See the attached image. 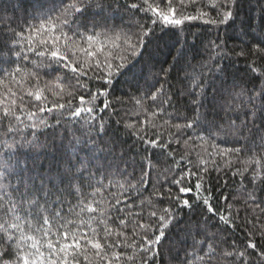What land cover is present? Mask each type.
<instances>
[{
    "label": "trees",
    "instance_id": "16d2710c",
    "mask_svg": "<svg viewBox=\"0 0 264 264\" xmlns=\"http://www.w3.org/2000/svg\"><path fill=\"white\" fill-rule=\"evenodd\" d=\"M68 2L70 0H65V3ZM103 2L106 6L110 5L104 13L108 28L127 31L131 27L136 31L139 23L150 25L153 18L150 12L145 13L129 7L132 3L142 5L143 0ZM158 2L163 7L166 0ZM93 3L95 4V0ZM211 5L212 0H198V3L187 6L186 13L196 15L199 9L209 13L204 19H219L217 9ZM33 11V0H0V42H10L13 34L9 29L20 31L26 26ZM168 27L162 24L156 26L151 57L146 53L134 73L116 78L112 85L88 81L93 92L101 86L107 87L109 91L106 98L111 102L107 109L100 110L105 97H99L95 101L96 119L91 125L85 124L80 118L69 119L67 113L61 117L56 110L52 114H40L50 125L55 124L57 118L61 124L55 129V136L52 128L37 130V138L30 154L33 158L39 157V170L47 173L49 167L53 172L57 167H67L68 157H71V163L76 164L77 154L73 153L70 144L74 137L89 141L87 145H75L81 149L78 152L80 157L87 154L93 141L95 146L103 149L102 152H97L100 156L99 163L103 164V176L97 172L92 183L99 180L105 188H102L95 199L104 200L103 206L108 207L119 198L121 203L116 208L123 211H112L111 215L129 219L126 237L113 234L109 238L113 243L117 240L125 245L139 242V237L132 235V221L136 217L129 216V213H140L141 219L147 220L148 213L152 210L159 215L163 214L165 207L172 208L175 219L165 229L166 237L157 249L146 254L152 257L150 264H188V261L192 264H242L237 253L245 251L244 259L248 264H264V258L259 255L264 251V148L261 147V138H264V111H256L253 118V109H259L264 103V97L251 99L256 92L264 89V51L256 50L264 49V0H237L233 7V17L226 24L214 25L198 19L185 21L182 26H177L172 31ZM178 50H182L183 56L179 55ZM4 52L0 48V57L6 58ZM29 55L30 59L35 58L32 54ZM15 59L13 56L12 60ZM145 62L148 67L141 78L139 69ZM172 65L174 67L165 76L161 68L167 69ZM21 66L27 67L29 71L34 70L29 61H23ZM4 67L14 69L16 64H4ZM64 71L62 68L59 72L40 69L39 86L45 89L49 100L66 103L68 99H72L73 105H79L78 97L84 95L87 100L89 93L77 90L76 98H71L65 91L62 93L63 99H60L53 97L49 91H60L56 87L55 78ZM67 77L71 79L72 73L68 72ZM145 79L155 87L149 88ZM17 80H20L19 75ZM36 82L34 78H28L22 84L11 78L4 79V83L0 84V100H4V104H0V115L12 99H16L19 105L18 97L22 90L26 92ZM71 82L75 83L74 80ZM197 83L205 85L206 88L205 94L199 98L203 105L200 114L207 116V126L202 124L200 128L187 129L181 135L172 125L184 124L197 116L196 105L193 103L200 92ZM161 85L163 91L158 93L157 101H143L147 111L136 104L134 97L150 96ZM9 88L17 93V97L7 94ZM166 97H170L171 102L163 105L165 111L148 122V113L155 111L160 100ZM24 99L27 102L32 98L25 95ZM48 106L51 107V104ZM30 108L29 104L26 111ZM16 111L21 114L18 107ZM21 115L27 122L26 115ZM101 121L104 124L102 130L99 127ZM11 123L16 124L14 120ZM127 124H132L133 128H127ZM152 124L156 127H152ZM7 126V120L0 125V140H19L20 136L14 133L3 135ZM32 131L33 129H25L21 135L32 140ZM137 131L138 134H133ZM197 135L205 137L208 144L195 139ZM140 136L157 140L167 147H154L142 141ZM189 136L193 139L186 145L184 141ZM213 140L220 149L239 147L242 151L238 155H217V149L210 147ZM61 143L67 149L66 153L59 148ZM201 158L207 163H200ZM256 160L260 163H255ZM203 168L208 171H201ZM189 169L203 179L189 176L180 185L175 184L174 180ZM91 170L96 172L95 167ZM256 173L259 175L253 179ZM142 176L143 184L140 183ZM198 182L202 183L200 190L195 188ZM121 184L124 185L123 188L120 187ZM130 184L136 187L133 189L129 187ZM181 186L191 187L193 190L180 193ZM59 187L67 188L68 182L65 181ZM93 191V187L83 186L85 194ZM175 197H180L181 201L188 199L191 207L177 208ZM203 199L209 201L216 213L207 210ZM67 200L70 204L77 203L78 197L74 189L72 194L67 195ZM64 207L67 214L68 204ZM220 216H224L225 220L222 221ZM67 218L77 219L72 214H68ZM152 222L155 223L156 218H152ZM112 226L119 230L118 221ZM84 230H88L86 226ZM250 243L256 247L249 248ZM209 244L212 245L211 249ZM115 251L123 253L124 257L136 256L133 261L125 258L123 264H139L136 247L125 246ZM225 253L233 255L226 256ZM88 255L90 260L93 259L91 249ZM81 264H85L83 258ZM112 264H117V261L113 260Z\"/></svg>",
    "mask_w": 264,
    "mask_h": 264
},
{
    "label": "snow or ice",
    "instance_id": "6c2138e0",
    "mask_svg": "<svg viewBox=\"0 0 264 264\" xmlns=\"http://www.w3.org/2000/svg\"><path fill=\"white\" fill-rule=\"evenodd\" d=\"M236 2L237 0H212L211 6L217 9L219 19H204L209 16L206 11L198 9L196 15L186 13L187 6L198 3V0H166L163 7L160 6L158 0H151V2L143 0L142 5L132 3L129 7L152 13L153 18L150 20V25L139 23L136 31H133L131 27L125 31L107 27V18L104 13L110 5L106 6L103 0H95V4L93 0H70L68 3H65V0H33L34 11L30 14L26 26L20 31L9 29L13 38L7 43L0 42V48L5 50L4 57H6H0V77H3L0 78V84L4 83V79L7 78H11L18 84L26 82L28 78H34L37 81L26 92L22 90V94L18 97L19 105L16 99H12L10 105L5 106L3 114L0 115V125L5 120L8 121L3 135L14 133L20 136L19 140L15 138L11 141L0 140V264H81V258L85 264H112L113 260L117 261V264H123L125 258L129 261L136 259L135 255L124 257L123 253L115 251L125 246L138 249L139 264H150L152 257L146 254L157 249L166 237L165 229L175 219L174 210L165 207L162 210L163 214L159 215L157 211L152 210L148 213L147 220H142L140 213H129V216L136 217L132 221V235L138 236L139 242L134 241L132 245H125L117 240L113 243L109 239L113 234L126 237L129 219L111 215L112 211H123V209L116 208V205L121 203L119 198H116L115 204L108 207L103 206L104 200L95 199L96 195L101 193L102 188H105L99 180H96L95 184L92 183L97 172L103 176L101 171L103 164L99 163L100 156L97 155V152H102L103 149L95 146L93 141L87 154L80 157L78 152L81 149L75 145L81 143L87 145L89 141H81L78 137H74V141L70 144H72L73 153L77 154L76 164L71 163V157H68L67 167L63 169L57 167L54 172L51 167L47 173L40 171L39 157L33 158L30 154L37 138V130L52 128L53 136H55V129L61 124L60 119L57 118L56 123L50 125L40 114L45 112L52 114L56 110L59 111L61 117L67 113L69 119L80 118L85 124L91 125L96 119L95 101L99 97H105L100 110L107 109L111 102L106 98L109 91L107 87L101 86L93 92L88 81H99L102 85H112L116 78L126 76L130 72L134 73L146 53L151 57V45L156 39L155 28L158 24L169 26V31L182 26L185 21L198 19L214 25L226 24L233 17V7ZM256 50L264 51L259 48ZM178 53L183 56L182 50H178ZM29 54L35 58L30 59ZM13 56L16 58L15 61L12 60ZM23 61H29L34 70L29 71L27 67H22ZM13 63L16 64L14 69L4 67V64ZM147 67L148 63L145 62L139 69L141 78ZM172 67L174 65L167 69L161 68V72L167 76ZM42 68L54 72L61 71V68L65 70L62 75L55 78L56 87L60 91L49 89L53 97L63 99L62 93L66 91L68 97L76 98V91L83 90L89 93L88 99L80 95L79 105H73L72 99H68L66 103L49 100V97L45 95V89L39 86L38 72ZM148 71H151L150 68ZM68 72L72 73L71 79L67 77ZM17 75L20 76V80H17ZM85 77L86 80L83 79ZM72 80L75 81L74 84ZM145 83L148 84L146 79ZM197 86L200 92L198 98L193 101L196 105L197 116L184 124L172 125L181 135L187 129L200 128L202 124L207 126V116L200 114V108L203 105L199 98L205 94L206 88L205 85L199 83ZM148 87L153 88L155 85L148 84ZM162 91L163 85L150 96L134 97V99L136 104L144 109L143 101L145 99L157 101L158 93ZM7 94L17 97V93L11 88L7 90ZM25 95L32 99L26 102ZM261 97H264V89L256 92L251 99L257 100ZM170 102V97L162 98L156 110L148 113V122L164 112L163 105ZM0 104H4V100H0ZM29 104L31 108L26 111ZM49 104L51 107L48 106ZM17 107L21 114L26 115L27 122L22 119L21 114H17ZM256 111H264V103L259 109H253V118ZM12 120L16 124L11 123ZM99 127L103 129L102 121ZM126 127L132 129L133 125L127 124ZM152 127L156 125L152 124ZM25 129H33L32 140L21 135ZM133 134H138V131ZM139 138L154 147H167L157 140L145 139V136ZM192 139L193 137L189 136L184 143L187 145ZM195 139L208 144L203 136L197 135ZM210 147L217 149L216 154L220 156L228 153L238 155L242 151L239 147L220 149L215 140L212 141ZM261 147L264 148V138H261ZM59 148L67 152L62 143ZM205 151H207L206 148ZM208 155L211 156V153ZM254 162L260 163L259 160ZM200 163H207V161L201 158ZM92 167L96 168V172L91 170ZM201 171L207 172L208 169L203 168ZM258 175L259 173H256L253 179ZM189 176H197L198 180L203 179L189 169L181 173L174 183L180 185ZM65 181L68 182V187H59ZM73 181L77 183L74 184ZM143 182L142 176L140 183L143 184ZM85 185L93 187L94 191L85 194L83 192ZM120 187L123 188L124 185L121 184ZM129 187L134 189L136 185L130 184ZM195 188L200 190L202 183H196ZM73 189L78 197L76 204H70L67 200V195L72 194ZM192 190L191 187H179L180 193H189ZM112 195L115 196V194ZM174 199L177 201V208L191 207L188 199L182 201L180 197ZM203 203L209 212L216 213L207 199H203ZM65 204H68L67 214ZM68 214L74 215L77 219H68ZM152 218H156L155 223L152 222ZM220 219L223 221L225 217L220 216ZM116 221H118L119 230L112 226ZM85 226L87 231L84 230ZM248 247L254 249L256 245L250 243ZM209 248H212L211 244ZM89 249L92 250L93 255L91 260L88 255ZM225 255L232 256L233 253H225ZM237 255L241 258L242 264H248V261L244 259L246 251L239 252ZM259 255L264 258V251ZM188 264L192 262L188 261Z\"/></svg>",
    "mask_w": 264,
    "mask_h": 264
}]
</instances>
